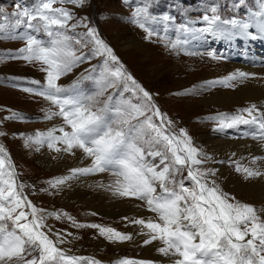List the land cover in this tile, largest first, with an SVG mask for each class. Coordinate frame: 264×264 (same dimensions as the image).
<instances>
[{
	"label": "rangeland",
	"instance_id": "obj_1",
	"mask_svg": "<svg viewBox=\"0 0 264 264\" xmlns=\"http://www.w3.org/2000/svg\"><path fill=\"white\" fill-rule=\"evenodd\" d=\"M261 1L264 0H55L51 9H43L48 0H0V148L3 149L0 158L4 160V167L0 169L4 175L0 179L14 181L18 195L36 208V219L43 225L40 231L65 257L80 258L79 264H92L93 261L119 264L123 260L160 264L151 256L142 257L139 245L130 246L131 239L123 242L109 240L100 232V228H112L125 235L131 227L141 231L148 229L135 223L137 220L160 221L158 214L150 211L146 200L120 196L115 192L117 185L111 186L109 191L95 185H84L90 199L86 204L64 199L65 181L69 179L66 175L72 172L68 166L72 157L63 136L71 128L59 115L60 105L46 98L47 73L43 69L47 65L40 60L24 59L29 52L21 49H27L29 38L36 40L41 47H52L54 41L68 37L65 42L77 56L83 57L57 81L63 89L57 93L60 100L79 99L93 111L107 105V114L110 115H114L117 108L128 111L136 106L145 112V116H151L153 123L161 126L168 135L183 140V130L191 140V147L197 149L201 163L191 167L204 174L202 182L209 187H218L235 201L255 206L257 214L264 217L256 203L242 191V188L251 186V177L248 178L244 171L236 172V168H241L245 162L226 149L218 134L224 131L231 140L247 138L238 131L245 115L244 108L232 102L233 95L225 97L224 105H218L212 97L219 92H238L241 84L245 86V82L253 80L249 73H244L243 77L239 74L241 66L251 65L248 62L253 57V49L259 63L264 65V16H258L260 8L257 5ZM54 9L70 14L71 19L65 20L63 27H46V22L39 18L48 15L64 19ZM25 12L28 15H22ZM32 16L36 19H30ZM214 16L219 17L215 27L211 31L205 30V22ZM230 21L238 23L240 30ZM229 27L231 34L224 33L223 29ZM91 30H94L96 38L112 49L117 61H112L107 53L97 51ZM201 34L205 39L199 42ZM223 43L233 45L231 54L220 51ZM117 68L123 73L121 77L112 75ZM129 75L149 93L151 100L143 96L132 80L127 79ZM230 75H235L236 79L221 83ZM42 92L45 95H41ZM68 108L70 105L66 110ZM156 108L163 119L154 115ZM231 110H236V113L225 114ZM145 116L132 123L143 121ZM234 117L240 120L233 123ZM138 143L145 150L144 162L160 170L163 167L161 157L147 153L164 151L163 146L143 141ZM42 155L47 156L50 164L63 162L64 169L56 167L54 170L50 164H43L39 159ZM168 155L170 157V153ZM217 157L223 158L222 168L232 167L242 182L241 188H230L232 192L228 193L221 189L220 181H225V177L218 168L220 160ZM89 159L92 167L93 158ZM165 163L172 167L169 180L165 182L170 190L179 191L181 182L189 189L194 187V182L187 175V165H173L171 158ZM116 171L108 167L104 172L122 180L114 174ZM93 173L75 174L90 178ZM61 180L62 183H57ZM0 187L5 185L0 183ZM115 203L118 204L115 208L110 206ZM99 205L103 209L110 211L114 208L117 211L108 214L99 211ZM18 211H25L29 221L32 219L27 203ZM142 213L149 217H143ZM7 223L11 230V221ZM109 241L111 244L123 243V253L113 256L114 249L101 247ZM156 241L165 246L160 239L145 246ZM155 246L153 256L159 254L158 246ZM38 256L37 249L30 251L26 258ZM56 264L66 262L57 261Z\"/></svg>",
	"mask_w": 264,
	"mask_h": 264
},
{
	"label": "snow or ice",
	"instance_id": "obj_2",
	"mask_svg": "<svg viewBox=\"0 0 264 264\" xmlns=\"http://www.w3.org/2000/svg\"><path fill=\"white\" fill-rule=\"evenodd\" d=\"M53 2L55 0H48L43 4V9H51ZM53 11L60 13L64 19L41 15L39 18L46 22V27L48 25L63 27L65 20L71 19L70 14L65 10ZM22 15L28 14L25 12ZM30 19L36 17L32 16ZM218 19L219 17L214 16L211 22ZM140 26L144 27L143 24ZM90 34L98 46L97 51L107 53L112 61H117L112 49L95 37L94 30H91ZM67 39L68 37H65L64 40L54 41L52 47H41L36 40L29 38L27 49L21 51L29 52L24 59L40 60L47 65L43 69L47 73L46 98L60 105L59 115L63 116L71 128V131L64 132L63 136L67 149L80 148L87 156L93 158L92 167L74 171L87 174L103 172L108 167L117 169L114 174L122 177V180H116L115 192L120 196L146 200L150 211L158 214L160 222L135 221L151 230L150 239L145 240L144 243L148 244L156 239L162 240L165 246L160 247L158 251L166 256H177L173 264H264V217L257 214L255 206L235 201L234 197L223 193L218 187H209L207 183L202 182L201 177L204 174L198 170L194 171L191 167V165H199L201 160L197 158V149L191 147V140L186 132L181 130V135L185 137L183 140L168 135L161 126L153 123L151 116H145V112L140 107L132 106L128 111L117 108L114 115H110L107 114V105L93 111L82 100H60L57 97V93L63 91L57 81L83 59L71 50L65 42ZM112 75L121 77L123 73L117 68ZM245 75L240 73V76ZM127 79L136 84L130 75ZM234 79H236L235 75H230L221 83L226 84L227 81ZM136 87L140 88L138 84ZM140 91L143 92L144 97L151 100L147 91L143 88H140ZM40 94L45 95L43 92ZM69 105L70 108L66 110ZM244 111L251 114L252 109H244ZM154 115L163 119L158 108L155 109ZM141 116H145L143 121L132 123ZM239 120V117H234L233 123ZM261 127L264 128V124H261ZM138 141L163 146L164 151L147 153L149 156L161 157L160 164L163 167L160 170H157V166H150L144 162L145 150ZM2 151L3 149L0 148V152ZM170 158L173 165L189 167L187 175L194 182L192 189L185 187L182 182L179 191L169 189L165 182L169 180L172 167L165 162ZM3 167L4 160L0 158V169ZM240 170L238 167L237 171ZM243 171L248 177L260 175L247 168ZM3 175L4 173L0 171V177ZM153 181L159 182L158 187L165 195H153L157 191ZM62 182V180L57 181V183ZM0 183L5 185L0 187V264H56L57 261L79 264L80 258L65 257L53 241L40 231L43 225L42 221L36 219V208L18 195L14 181L0 179ZM26 203L27 207L31 208L30 221L25 211H18ZM8 221H11V230ZM91 227L99 226L91 225ZM100 232L109 240L123 242L131 239L129 235L121 234L112 228H100ZM37 249L38 258H26L30 251ZM92 264L99 262L93 261ZM119 264H146V262L123 260Z\"/></svg>",
	"mask_w": 264,
	"mask_h": 264
},
{
	"label": "bare ground",
	"instance_id": "obj_3",
	"mask_svg": "<svg viewBox=\"0 0 264 264\" xmlns=\"http://www.w3.org/2000/svg\"><path fill=\"white\" fill-rule=\"evenodd\" d=\"M257 5L260 8V12L258 13V16H264V1L257 3ZM211 21L212 20L210 19L205 22V30L211 31L212 28L215 27L216 22L214 21L213 23ZM233 25H236L238 29L240 30L238 23H233L232 26ZM202 28L204 29V27ZM223 31L226 34H231V27L227 29H223ZM203 39H205V37L201 34V36H199L198 41L202 42ZM223 46H224L223 49L220 48V51L222 53L228 55V53L231 54L233 52L232 51L233 45L223 43ZM217 47L218 45L215 46V48ZM254 51L255 49H253L252 51L253 57L251 58V62H248L251 65H247L246 67L241 66L242 68L239 69V72L241 73L251 74L254 77L253 80L250 82H248L249 80L248 81L246 80L247 82H245V86L241 84L240 90L238 92H232V93L219 92L213 95L212 97L215 103H218V105L219 104L224 105L226 101L225 97L229 95H233L232 96L233 101L231 100L232 102L238 103V105H241L244 109H252L251 114L245 111V115L243 114L244 115L243 120L239 124L241 127L239 128L238 131L242 133V136H245L247 138H245L244 140H238V139L231 140L226 136L225 134L226 132L224 131H220L218 134L220 137H222L220 142L221 143L223 142L222 144L226 147V149L231 150L233 153H235L245 162V164L240 168L241 169L240 171H237V168H236L237 173H243L244 167L252 171L260 173V175L252 176L250 180L251 186L242 188V191L245 193V195H249L248 198L254 201L256 203L257 208H259V211H261V209H264V128L261 127V124H264V65L259 63L258 57L256 56ZM252 64L257 65L258 67H254L255 65L252 66ZM227 113H231L230 115H232L236 113V110L225 112V114ZM253 118H255V120H253ZM244 120H247L249 122L244 123L243 122ZM203 140L206 141L205 138H203ZM83 153L84 152H82V149L80 148L74 147L71 149L72 160L68 166L72 168L71 169L72 172L66 175V176H69V179L67 180V182L65 181L67 190L63 194L64 199L67 202L70 200L83 201L85 204L90 202V199L87 198V194L84 190V185L87 186L88 184L92 186L95 185L96 187L98 186L102 188H107L108 191H109V188H111V186L116 185L117 178L110 172L97 171V172H94L90 178H87V175H85L82 178L80 176L77 177V175L75 174L76 172L74 170L90 168L91 166L89 157L87 156V154H83ZM217 158H218V161L220 160L219 161L220 163L219 162L217 163L218 168L220 167L219 169L221 170V173L224 174V177H225V181H222V180L220 181L221 189H223L225 192L228 193V192H232L230 188H237V189L241 188L240 184L242 182H239L236 174L232 170V167L222 168L221 160L223 158L222 159L221 157H217ZM39 159L43 164H46V163L48 165L50 164L49 159L45 155L39 156ZM49 166L51 169H54V170H57L56 167H59V168L63 167L64 169V163L61 161H56L53 164L51 163ZM158 184H159L158 181H153V186L157 187V191L153 195H165L162 189L158 187ZM117 205H118L117 203L110 204V206H113L114 208ZM114 208L109 211V210L103 209L100 205L98 207L99 211L102 210L103 212L108 213V214L117 211ZM125 208L127 209V207ZM261 212L264 214V211H261ZM122 213H124L125 215L127 214V212H122ZM142 216L149 217L145 213H142ZM125 235H129L131 237L132 242L130 246L139 245L142 257L144 258L151 256L154 259H157V262H159L160 264H173L174 260L178 258L177 256H173V255L166 256L160 252L157 255H154V256L152 255L153 251H155V248H157L155 245L158 246V249L163 246H161V244H159L158 241L153 242V244L150 246H145L144 241L148 240L151 236L150 229L141 231L140 229L135 230L133 229V227H131L127 229ZM101 247L106 248V249L108 248L114 249L115 251L113 252L115 253L113 254V256L123 253L125 249V245L123 243L111 244L110 241L108 243H103ZM107 261L109 262V259H107Z\"/></svg>",
	"mask_w": 264,
	"mask_h": 264
}]
</instances>
